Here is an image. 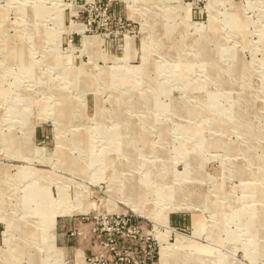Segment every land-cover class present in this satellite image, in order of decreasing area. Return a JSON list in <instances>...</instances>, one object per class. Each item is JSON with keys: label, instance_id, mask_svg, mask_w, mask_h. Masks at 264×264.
<instances>
[{"label": "rangeland", "instance_id": "obj_1", "mask_svg": "<svg viewBox=\"0 0 264 264\" xmlns=\"http://www.w3.org/2000/svg\"><path fill=\"white\" fill-rule=\"evenodd\" d=\"M0 264H264V0H0Z\"/></svg>", "mask_w": 264, "mask_h": 264}, {"label": "built area", "instance_id": "obj_2", "mask_svg": "<svg viewBox=\"0 0 264 264\" xmlns=\"http://www.w3.org/2000/svg\"><path fill=\"white\" fill-rule=\"evenodd\" d=\"M131 220H106L99 224V233L104 236V242L107 246L111 247V250H117L118 247L127 248V253H133V246L130 247V242L139 240L140 236L138 233L131 232L133 228ZM145 252L144 249H142ZM136 253V250H135Z\"/></svg>", "mask_w": 264, "mask_h": 264}, {"label": "bare ground", "instance_id": "obj_3", "mask_svg": "<svg viewBox=\"0 0 264 264\" xmlns=\"http://www.w3.org/2000/svg\"><path fill=\"white\" fill-rule=\"evenodd\" d=\"M16 57V56H15ZM14 58V57H13ZM96 111H97V105H96ZM34 194H36L35 192H34ZM35 196V195H34ZM36 197H37V195H36ZM165 254L166 253V250L163 248V251H162V254ZM168 261V259H167V257L166 258H164V262L166 263Z\"/></svg>", "mask_w": 264, "mask_h": 264}]
</instances>
